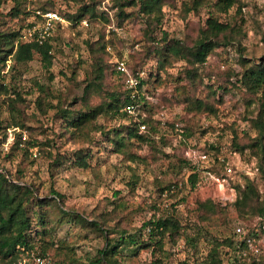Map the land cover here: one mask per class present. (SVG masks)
I'll return each mask as SVG.
<instances>
[{
	"label": "rangeland",
	"instance_id": "rangeland-1",
	"mask_svg": "<svg viewBox=\"0 0 264 264\" xmlns=\"http://www.w3.org/2000/svg\"><path fill=\"white\" fill-rule=\"evenodd\" d=\"M129 1L0 0L1 50L5 43L28 42L23 37L26 29L38 23L32 8L52 5L61 19L48 38L53 56L49 69L37 56L24 64L11 56L5 62L0 59V86L6 89L0 93V174L18 185L31 186L40 199L52 198L51 190L59 192L64 202L63 206L58 203L60 207L88 222L99 221L113 232L110 238L125 232L149 243V227L144 229V222L154 216H173L179 221L181 237L175 243L167 238L163 249L154 253L151 248L133 255L123 250L119 264H199L214 241L222 244L229 238L236 248L233 230L241 225L257 230L259 251L236 248L234 252L222 245V264H229L227 258L232 260V255L264 264V215L242 217L235 206L247 182L257 188L264 202V172L259 157L249 148L258 134L254 121L261 117L264 123V89L254 94L241 83L245 68L264 64V0H237L227 14H218L213 6L216 0H166L158 23L140 12L138 5L120 7ZM19 4L30 13L15 16L13 8ZM82 5H95L94 16L69 20ZM210 16L231 25L230 41L221 45L222 41L203 65H195L191 79L186 75L192 69L189 61L164 50V35L167 42L177 40L191 47ZM11 33L18 35L10 38ZM100 41L105 42L101 56L106 65L124 61L133 74H140L138 81L143 84L132 94L141 107L133 115L150 122L144 135L153 140L151 144L131 139L121 151L117 149L114 130H124L128 121L111 114L99 115L81 133L66 132L56 111L46 105L87 111L85 107L98 106L106 92L121 94L120 79L110 71L102 91L86 89L97 54L91 45ZM17 94L20 99L11 104ZM207 96L215 112L189 111L192 97ZM16 107L31 136L11 124ZM28 142L36 144L27 146ZM80 156H87L86 166L77 163ZM225 167L232 173H225ZM192 173L198 176L194 184ZM206 201L221 212H197L198 204ZM28 208L30 214L37 210L34 205ZM53 216L51 220L58 218L55 212ZM40 230L33 220L32 250L44 254L51 264L69 263L64 254L87 263L105 245L100 234L64 222L43 238L54 244L44 252L41 236L36 235Z\"/></svg>",
	"mask_w": 264,
	"mask_h": 264
},
{
	"label": "trees",
	"instance_id": "trees-1",
	"mask_svg": "<svg viewBox=\"0 0 264 264\" xmlns=\"http://www.w3.org/2000/svg\"><path fill=\"white\" fill-rule=\"evenodd\" d=\"M165 1L166 0H131L126 2V4H120V7L138 5L140 12H143L147 17H153V19H155L158 23L163 15L162 8L166 4ZM236 4L237 0H216L213 6L217 10L218 14H227V12L235 7ZM51 6L52 5L49 6L48 4H43L32 8L33 10L31 12L34 14L36 11H53ZM13 11L15 16H19L20 13L26 15L30 13V10L28 12H24V7L21 4L13 8ZM94 12L95 5H82L79 8L78 13L74 16H68V19L72 20V22H78L86 15L94 16ZM121 15H123L122 12L120 13V16ZM232 31L233 28L230 24L227 22H221L217 17L210 16L206 20V27L200 30L197 39L193 42L191 47L185 46L177 40L167 42V36L165 34L163 41L166 46L164 47V50H169L176 57L189 61L192 69L190 73L187 71L186 75L192 79L196 73L194 66L203 65L207 56L216 47L228 43L230 41L229 38ZM9 35L10 38H12L18 34L11 33ZM9 35L5 34L3 36L8 37ZM222 41H225L224 44ZM3 45L5 47L2 48V50L0 48L1 53H4V55H0V59L3 60V62L7 60L8 56H11L14 62L24 64L37 56L46 69H49L52 65V45L50 44L49 39L42 44L31 41L27 43L18 42L17 46L6 43ZM91 46H93V48H91L92 53L95 52L97 54L94 55L95 58L92 64V79L89 80L86 89H91L93 87L94 90L98 87L102 91L104 89L103 80L105 74L110 71L111 74L118 76L120 79L122 87L121 94L106 92L105 94H107V97L104 98L98 106L85 107L87 111H73L67 108H59L48 103L46 105H49V108L56 111V115L62 120V123L66 125L64 126L66 127V132L69 131L68 129H72L74 132L77 131L81 133L83 128L87 127V125L92 121H95L99 115L111 114L112 117L118 116L119 118L128 121V124L123 126L124 130H114V135L117 139L113 140V143L117 149H120L121 151L124 147H126V145H128V141L131 139H136L140 143L151 144L153 140L147 135H144V133L148 130L139 133L140 125H148L149 127L150 122L148 119L138 120L136 118L137 116L129 115L125 111L127 106H133L135 111L138 110V108L141 107L140 100L137 96L132 94V90L127 87L125 76L117 71L115 64H112V67H109L108 63V66L105 64L106 62L104 58H102L103 56H101V52L105 53V42L100 41ZM94 46H96L95 50ZM241 83L254 94L264 89V64L252 63L250 66L245 68L241 75ZM142 84V80H139L137 87H140ZM219 88H221V86H219ZM40 90L44 93L42 87H40ZM3 91H6V89L0 86V93ZM212 95H214V93H212ZM17 99H20L19 94H17L15 100H10L11 104H15ZM38 104H41V102L38 101ZM188 105L189 111L192 112H215L213 108V101L209 100L208 96L205 99L192 97ZM41 111L45 112L43 109H41ZM11 117V124L13 126L26 130L30 132V136L32 135L31 129L24 122L23 114H20L17 107L12 108ZM253 124V127L258 134L256 138L251 139L249 148L254 150L255 155L259 157V166L261 171L264 172V123L260 117L256 119ZM35 144L36 143L31 144L28 142L27 146ZM19 150H21V148ZM24 152L26 153V150H24ZM86 158L87 156L78 157L79 161L77 163L81 166H86ZM134 159L135 156H133L132 160ZM197 178V173H192L190 175L191 183L194 184ZM171 185L172 183H169L165 186V189H168ZM50 193L53 196L52 198L40 199L36 196V190L31 186L18 185L0 174V264H16L21 253L18 248L34 249V239L30 235L33 220L35 221V224H38L41 228L40 232H36V235L38 237L41 236L40 240L43 244L41 248L44 249V252L53 249L54 244L51 242H45L43 238L52 234L57 225H62L64 222H72L82 228L89 229V231L100 234V237L104 240L105 245L102 249L97 250V253L93 258L88 260L87 263H81L78 259L67 258V255L64 254V258L66 256V259L69 260V263L66 264H119L117 258L123 250H128V252L133 255L140 249L151 248L152 253H154L163 249L167 238L170 239V242L175 243L181 237L180 231L182 226L175 217L166 216L156 218L154 216L153 219L144 222L142 226L144 229L149 227V243H141L138 240L137 234L130 235L125 232H122L116 238H110V235L113 232L109 231L108 228H102L99 221L92 220L91 222H88L86 219L74 212L69 213V211L64 210L58 204L61 203V206L64 205L63 195L54 190H51ZM28 205H34L37 210L30 214ZM235 206L239 215L242 217L249 216L253 218L255 216L263 217L264 215V202L260 201V195L257 188L251 182H247L244 189L240 190V198L236 202ZM54 212L58 218L56 220H51L50 217L54 218ZM197 212H201L202 214H216L221 212V210L218 209L213 202L206 201L198 204ZM31 215H33L34 219ZM50 225L51 228L48 230L47 227ZM236 228H242L246 232L247 237H253L257 234L255 231L256 229H249L250 227L248 228L241 225L235 227L233 230V234L236 238ZM222 245L230 248L234 247L233 240L229 238L225 239L222 244L218 243V241H214L211 248L207 251L205 258L203 261L199 262V264H222V250L220 249V246ZM240 246L241 251H243L242 249H247L243 243H241ZM232 250L235 252L236 248H233ZM57 251L58 250L54 252V256L59 258V252ZM226 254L227 253H225V255ZM227 261L229 264H258L253 259H239L235 255H232V260L228 257ZM62 262L59 261L58 264H62Z\"/></svg>",
	"mask_w": 264,
	"mask_h": 264
},
{
	"label": "built area",
	"instance_id": "built-area-1",
	"mask_svg": "<svg viewBox=\"0 0 264 264\" xmlns=\"http://www.w3.org/2000/svg\"><path fill=\"white\" fill-rule=\"evenodd\" d=\"M35 18H37L38 23H35L34 25L28 27L26 29L25 37L28 42L34 41L39 44H42L45 42L49 36L50 33L58 21H60V17L58 14L54 11H36ZM117 71L123 74L126 78V85L127 87L135 91L136 87L138 86V77L140 74H133L126 66L124 61H120L116 63ZM125 111L129 115L135 114V108L133 106H127L125 108ZM146 130L145 125L139 126V132L142 133ZM202 158H205V156H202ZM225 173L231 174L232 170L230 167H225ZM257 232V230H255ZM235 233L237 236V241L235 243V247L237 249L241 248V243L245 245V247L252 252L257 253L258 247L256 246V237H247L246 232L242 228H236ZM20 250V258L17 261L16 264H51L49 260L44 256V254L39 253V251L32 250V249H24V248H18Z\"/></svg>",
	"mask_w": 264,
	"mask_h": 264
}]
</instances>
